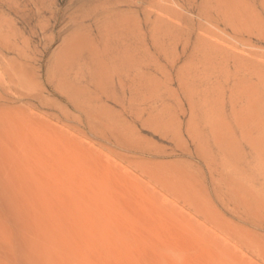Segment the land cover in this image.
I'll list each match as a JSON object with an SVG mask.
<instances>
[{
    "label": "rangeland",
    "instance_id": "374dc122",
    "mask_svg": "<svg viewBox=\"0 0 264 264\" xmlns=\"http://www.w3.org/2000/svg\"><path fill=\"white\" fill-rule=\"evenodd\" d=\"M117 1L0 0V264H264V0Z\"/></svg>",
    "mask_w": 264,
    "mask_h": 264
},
{
    "label": "bare ground",
    "instance_id": "6f19581e",
    "mask_svg": "<svg viewBox=\"0 0 264 264\" xmlns=\"http://www.w3.org/2000/svg\"><path fill=\"white\" fill-rule=\"evenodd\" d=\"M119 1V0H118ZM118 1H117V3H118ZM195 8V6H193L192 8H190L189 10H191V9H194ZM202 13H203V11L201 12V14L199 15V16H203L202 15ZM214 18V17H213ZM204 19V18H203ZM215 19V18H214ZM9 49H13V48H11V47H9L8 46V49L7 50H9ZM0 54H1V51H0ZM11 64V63H10ZM1 74V76L3 75V76H7L8 78H9V80H10V82L12 81V82H14V77L15 76H17L18 74H17V72L15 71V69H14V67H13V65H12V67H11V65H9V66H7V68H4V70L2 71V73H0ZM2 76V77H3ZM4 79V78H3ZM42 252L45 254V255H47L49 252H48V250H46V249H44V250H42ZM69 260L67 259V262H68ZM67 264H79V263H77V260L75 259V258H72L71 259V261L70 262H68Z\"/></svg>",
    "mask_w": 264,
    "mask_h": 264
}]
</instances>
